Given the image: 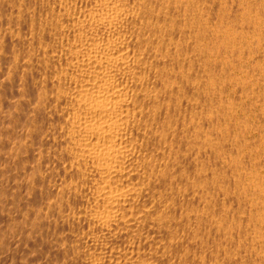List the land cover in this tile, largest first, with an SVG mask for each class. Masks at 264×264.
I'll return each instance as SVG.
<instances>
[{
  "label": "bare ground",
  "instance_id": "6f19581e",
  "mask_svg": "<svg viewBox=\"0 0 264 264\" xmlns=\"http://www.w3.org/2000/svg\"><path fill=\"white\" fill-rule=\"evenodd\" d=\"M228 2L0 0V264H264V52Z\"/></svg>",
  "mask_w": 264,
  "mask_h": 264
},
{
  "label": "rangeland",
  "instance_id": "374dc122",
  "mask_svg": "<svg viewBox=\"0 0 264 264\" xmlns=\"http://www.w3.org/2000/svg\"><path fill=\"white\" fill-rule=\"evenodd\" d=\"M232 1L233 0H229V2H231V3H229L228 2V9H227V11L229 10V9H231V7L233 6V4H232ZM239 1H241V2H239ZM236 2V3H235ZM237 2H238V4H237ZM247 3V4H246ZM248 3H250V4H248ZM253 3V4H252ZM230 4H231V6H230ZM246 4V5H245ZM257 4V5H256ZM260 4V5H259ZM242 5V6H241ZM252 6V7H251ZM230 7V8H229ZM237 8V9H240L241 10V13H243V14H245V17H246V19H244V17L242 16V17H239V21L237 20V22H239V24H241L242 26L243 25H246V24H248V23H251V25H250V27L251 28H254V27H257V30H258V33L260 34L258 37L260 38V44H261V47H262V52H264V43L263 42H261L262 41V39L264 38V21H263V17H264V0H234V8ZM250 8V9H249ZM252 8H254L253 10H252ZM257 10V11H256ZM251 11H253V12H251ZM256 11V12H255ZM261 12V13H260ZM253 13L255 14V15H253ZM260 14V15H259ZM261 14H263V16L261 15ZM253 15V16H252ZM259 15V16H258ZM252 16V17H251ZM260 17V18H259ZM253 18V19H252ZM262 18V19H261ZM252 19V20H251ZM253 21V22H252ZM241 22V23H240ZM245 22H246V24H245ZM263 23V24H262ZM261 25H263L262 27H261ZM261 27V28H260ZM263 29V30H262ZM252 30H254V29H251V31ZM18 35H21V37H23L22 35H24L23 33H19ZM67 38H64L62 41H63V44H61L62 43V41L61 40H58V42L59 41H61V42H59L60 44H58V49L59 48H62V47H60L61 45L63 46V49H65V46L67 47V45L66 44H68L67 43V40H66ZM65 40V41H64ZM60 45V46H59ZM59 50H61V49H59ZM263 54V53H262ZM262 66H264V62L262 63ZM260 67L261 68V70H263V72H264V68L263 67ZM67 91V90H66ZM258 95H263L264 96V93L263 92H261V93H259ZM261 98H264V97H261Z\"/></svg>",
  "mask_w": 264,
  "mask_h": 264
}]
</instances>
